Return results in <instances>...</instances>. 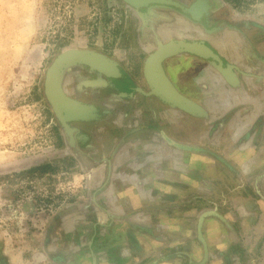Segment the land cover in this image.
I'll return each mask as SVG.
<instances>
[{
    "label": "rangeland",
    "instance_id": "obj_1",
    "mask_svg": "<svg viewBox=\"0 0 264 264\" xmlns=\"http://www.w3.org/2000/svg\"><path fill=\"white\" fill-rule=\"evenodd\" d=\"M209 2V24L202 27L168 6L0 0V264H86V258L90 264H264V111L206 117L199 125L208 128L212 120L211 130L186 149L187 172L178 182L171 174L170 191L144 210L108 215L95 210L101 205L89 186L88 164L91 157L102 162L101 150L91 153L84 144L101 141L100 133L89 137L93 126L110 125L101 115L66 119L46 92L48 70L62 53H100L135 75V63L156 38L210 42L216 32L233 49H225L224 59L247 58L249 65L246 54L253 51L264 61V0ZM250 64L264 71V63ZM245 70L231 72L237 92ZM109 84L78 63L57 77L65 96L98 106L99 91ZM40 165L46 168L30 171ZM85 206V224L67 222L70 210Z\"/></svg>",
    "mask_w": 264,
    "mask_h": 264
},
{
    "label": "crops",
    "instance_id": "obj_2",
    "mask_svg": "<svg viewBox=\"0 0 264 264\" xmlns=\"http://www.w3.org/2000/svg\"><path fill=\"white\" fill-rule=\"evenodd\" d=\"M216 34H210L211 43L206 36L156 38L153 50L140 63H135L138 69L135 75L129 69L124 72L115 61L119 76L109 77L114 85L101 87L99 92L103 101H99V106L96 102L86 104L67 95L74 101L78 100L76 102L87 112H92H86L78 119H94L96 115H101L111 127L102 131L100 126H93L89 137H99L100 133L102 139L97 141L98 145L92 143L94 140L91 138L90 145L84 144L91 153L97 148L102 153V162L95 160L97 157H91L88 164L90 190L101 205L95 209L98 213L138 212L168 193L171 174L174 175L173 181L178 182L187 172L188 161H184L182 155L187 148L201 144L203 138L199 139V136L211 130L212 120L215 119L212 115H254L264 111V89H261L264 88V71L250 64L254 59L258 64L264 61L257 58L253 51L246 54L249 65L247 58L244 61L240 58L238 62L224 59L221 56L227 55L226 50L232 52L233 49L227 48L224 45L226 42ZM214 38L218 44H215ZM146 40L150 45V35L147 34ZM183 41L204 45L206 52L213 57L177 49L151 66L147 76L145 61L151 54ZM180 59H184L183 64H179ZM136 60L139 62V58ZM239 66L247 72L240 71L244 82L236 81L235 84L244 92L236 91L230 76L232 70H241ZM163 85L172 95L168 96L161 87ZM171 97L181 99L175 102ZM248 105H254L257 110H250ZM208 116L212 119L208 128L200 127L199 124ZM86 207L76 213L70 210L73 215L67 222L81 220L79 222L85 224ZM86 260V264H90V258Z\"/></svg>",
    "mask_w": 264,
    "mask_h": 264
},
{
    "label": "water",
    "instance_id": "obj_3",
    "mask_svg": "<svg viewBox=\"0 0 264 264\" xmlns=\"http://www.w3.org/2000/svg\"><path fill=\"white\" fill-rule=\"evenodd\" d=\"M122 1H124L126 4H128L130 7H132L135 10L149 8L150 6H154V5L176 7L181 12L189 15V17L195 21L201 20V17L203 16V14L207 12L209 8V4L207 3V0H194L188 7H184L183 5L178 4L177 2L172 1V0H122ZM199 6L201 7L200 10H198ZM177 49H186L194 53L196 52V53H200L203 55L206 54V56L209 55L213 57V55L208 54L206 52L207 50L205 46L202 44L189 43V42H184V41L178 42V43H172L170 45H167L166 47L158 49L156 52H154L148 57V59L145 61V66L147 68V76H148L149 70L152 69L151 66L156 65L157 63L161 61V59L164 58V56L170 55L171 52H174ZM75 53L77 54H70L68 52L60 54L54 60L50 69L48 70L47 80H46V92H47L49 101L51 102L54 108L62 110L66 113V115H64L66 119H78V118H82L83 115H68V111L70 110V104H68L65 101L60 104L58 103L59 100H58V97L56 96L53 85L57 83L58 73L63 67L70 65V64H76V63L85 64V65L90 66L91 68L98 70L99 72L106 75L107 77L114 78L116 76H119L118 75L119 70L117 67V63L113 59L108 58L107 56H104L100 53H96L93 51H87V50H80L79 52H75ZM72 56H77V57L74 58ZM161 87L162 89L164 88L166 90L164 85ZM57 88L59 89L58 85H57ZM162 89H160V92H163ZM59 92L61 93L60 89H59ZM166 92L168 96L172 95L170 91L166 90ZM65 97L71 100L67 96ZM173 99H175V102H179V99L181 98L174 97Z\"/></svg>",
    "mask_w": 264,
    "mask_h": 264
},
{
    "label": "bare ground",
    "instance_id": "obj_4",
    "mask_svg": "<svg viewBox=\"0 0 264 264\" xmlns=\"http://www.w3.org/2000/svg\"><path fill=\"white\" fill-rule=\"evenodd\" d=\"M165 7V6H164ZM200 6L198 7V10H200ZM159 10V9H158ZM160 13V12H159ZM159 17H160V14H159ZM161 46V45H160ZM159 46V47H160ZM75 52H79V51H70L68 53L70 54H77ZM72 57H77V56H72ZM59 72V71H58ZM58 77V76H57ZM56 85V86H55ZM54 90H55V93H56V96L58 97V100H59V104L62 103V102H67L68 104H70V110L68 111V115H84L88 110L86 108H84L82 105H79L80 103L76 102V101H73L72 99L69 100L65 97V95L62 93L59 92V89L57 88V83H55L54 85ZM52 86V88H53ZM78 103V104H77ZM64 105V104H63ZM60 106V105H59ZM66 106V104H65ZM90 109V108H89ZM91 111V110H90ZM89 113V112H87ZM86 113V114H87ZM92 113V112H91ZM89 113V114H91ZM88 114V115H89Z\"/></svg>",
    "mask_w": 264,
    "mask_h": 264
},
{
    "label": "flooded vegetation",
    "instance_id": "obj_5",
    "mask_svg": "<svg viewBox=\"0 0 264 264\" xmlns=\"http://www.w3.org/2000/svg\"><path fill=\"white\" fill-rule=\"evenodd\" d=\"M172 1H175L178 4L183 5L184 7H188L194 0H191L188 3H184L183 1H180V0H172ZM207 3L209 4V8H208L207 12L205 14H203V16L201 17V20H199V21L192 20L189 17V15H187L186 13L181 12L176 7H172V6H168V7L173 8V9L177 10L178 12L182 13L184 15V17L188 18L190 21H192V22H194L196 24L200 22L199 24H201L202 26H207L209 24V22H208L209 21V14H210V12L212 10L211 3L209 2V0H207Z\"/></svg>",
    "mask_w": 264,
    "mask_h": 264
},
{
    "label": "trees",
    "instance_id": "obj_6",
    "mask_svg": "<svg viewBox=\"0 0 264 264\" xmlns=\"http://www.w3.org/2000/svg\"><path fill=\"white\" fill-rule=\"evenodd\" d=\"M48 166V165H47ZM46 168V165H40V166H37V167H33L30 171H35V170H44Z\"/></svg>",
    "mask_w": 264,
    "mask_h": 264
}]
</instances>
